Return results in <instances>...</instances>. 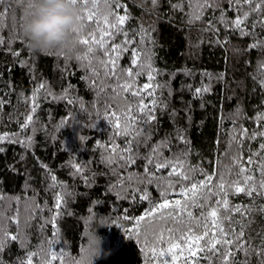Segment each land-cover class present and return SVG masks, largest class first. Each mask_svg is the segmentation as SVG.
<instances>
[{"label": "trees", "instance_id": "1", "mask_svg": "<svg viewBox=\"0 0 264 264\" xmlns=\"http://www.w3.org/2000/svg\"><path fill=\"white\" fill-rule=\"evenodd\" d=\"M180 2L172 0V4ZM24 3L26 0H6V4H0V11L11 6L0 16V38L3 39L0 98L5 101L0 108V134L7 133L25 142L30 137L32 141L30 146L7 139L0 142L3 149L0 151V245H3L0 264H22L29 252L37 253L41 247L59 251L63 245L66 255L52 264H76L83 247L81 233L87 218L93 220V227L101 219L109 225V228L99 229L103 251L95 264H157L153 247L167 245L158 243L156 237L162 228L172 227L173 222L160 221L157 216L151 221L145 219L139 226L134 223L133 218L148 211L150 201L159 196L156 183L145 186L141 182L145 179L143 157L153 146L166 141V146L160 149L163 156L180 155L182 160L186 159L184 170L187 171L188 166L196 168L192 175L197 179L201 178V169L209 173L223 171L225 179L234 178L236 169L233 168L229 176L226 167L237 151L233 135L239 139L241 128L247 129L249 135L264 129V120H257V116L264 113V67H259L264 62V51L249 50L254 37L241 35L231 26L220 23L219 9H207L202 20L190 24L187 13L195 9L189 8V0H183V11L173 8L168 0H160L156 7L151 0H120L125 7L116 11L123 15L126 9L130 14L122 27L136 43L121 56L119 67L130 66L131 49L141 39L134 31L143 25L151 35L150 40L145 38L143 47L154 53L152 63L158 73L153 83L161 85L156 90L155 120L146 126L138 121L137 127L143 133L138 137L121 136L105 117L116 111L123 120V112L134 98L119 89L120 95L114 101L109 98L114 95L111 85L116 83L115 79L106 78L95 59L91 67L98 71L99 78L90 74L86 61L76 59L77 55L84 56L87 52L85 45L80 44L75 56L29 52L21 36ZM107 3L111 0H97V7L92 11L98 18L108 13ZM192 3L195 5L196 0ZM112 6L115 8L114 4ZM222 6L229 19L238 14L227 3ZM252 19L255 14L246 23L250 25ZM114 20L115 17H109L110 23ZM209 24L215 25V29ZM83 25L82 37L93 31L95 21H86ZM249 31L253 29L249 27ZM254 31L264 39V31L259 27ZM123 39L121 33L112 42ZM14 52H19V56H14ZM88 55L101 57L102 52L97 50ZM145 59L142 53L141 60ZM131 66L136 68V65ZM145 82L146 75L137 78V84ZM40 84H44V88L37 93L38 107L33 122L22 129L24 118L31 114L30 98ZM102 84L101 92L98 89ZM205 87L207 91H203ZM196 89L201 91L197 93ZM150 99L147 97L145 103ZM132 111L134 115H142L136 113L135 107ZM13 134L16 135L13 137ZM125 141H131L138 157L134 164L126 165L120 159ZM261 142L264 137L245 138V158L249 150L256 151ZM114 146L115 153L112 152ZM124 154L126 156L127 152ZM261 156L264 151L254 159L259 160ZM109 158L112 163L108 162ZM72 165L82 171L77 172ZM251 167L255 172V166ZM167 171L161 169L157 175L165 176ZM256 177L258 180V172ZM145 191L149 199L140 200ZM57 195L63 197L59 208L55 207ZM228 200L230 206L250 207L252 211L243 216L232 213L231 221H225V228L231 223L239 232L243 226V239L247 241L244 247L260 245L264 236V212L260 210L264 197L230 192ZM192 211L195 215L199 210ZM176 226L184 227L183 224ZM13 235L16 240L11 239ZM203 255L200 253L192 259L198 264H219V258L212 253H207L209 260L202 259ZM233 257L237 261L245 259L243 253L237 251L233 252ZM256 259L253 254L252 264H256ZM32 264H41L40 257L34 255ZM179 264H184V260ZM228 264H232V258Z\"/></svg>", "mask_w": 264, "mask_h": 264}, {"label": "snow or ice", "instance_id": "2", "mask_svg": "<svg viewBox=\"0 0 264 264\" xmlns=\"http://www.w3.org/2000/svg\"><path fill=\"white\" fill-rule=\"evenodd\" d=\"M74 2L79 3L81 7L83 23L86 21H95L93 31L88 36H83L79 40L80 44L87 46V52L84 56L77 55L76 59L78 61H86L90 74L99 78L98 71L91 67L93 59H95L96 63L103 68L105 77L115 79L116 83L111 85L114 95L110 96V99L114 101L116 96L120 95L118 89L124 93H130L131 97L134 98L128 102L127 109L123 112V120L121 119V115L116 111H112L111 116H106L105 118L117 129L118 135L138 137L143 134L142 129L137 127L138 121L146 126L156 118L154 115L158 107L156 90L161 87L158 82L153 83L155 76L158 74L152 63L154 53L151 52V49H145L143 47L145 38L151 39L150 32L143 25L134 31V35L141 37L140 43L131 49L130 66L121 68L119 67L118 61L124 53L129 52L130 46L136 43L134 39L129 37L128 30L122 27L129 19L130 14L126 9L123 15L118 14L116 11V9L125 6L120 3V0H111V3L106 4L109 10L108 13L100 19L98 18V14L92 11V9L97 7V0H91V4L90 0H74ZM151 2L153 7H156L160 0H151ZM168 3L173 8H179L183 11V0L177 4H172V0H168ZM223 3H227L230 9L238 13L234 19L227 17L226 10L222 6ZM0 4H6V0H0ZM113 4L115 8H113ZM10 7V5H7L3 11H0V16L8 12ZM262 7H264V0H196L195 5H193L192 0H189V8H194L195 10L187 13L189 16L188 23L191 24L202 20L205 11L209 8L213 10L219 9L220 16L218 20L220 23H223L225 27L231 26L233 31H239L241 35L254 37L253 42L248 46L249 50L258 48L264 51V39L259 38L254 31L257 27L264 31V12H262ZM253 14H255V19H252L249 25L246 22ZM110 16L115 17L113 23L109 22ZM209 27L215 29V25L209 24ZM249 27L253 31H249ZM97 33H99L98 36ZM121 33L124 39L118 43L112 42ZM0 44H3L2 38H0ZM97 50L102 52L101 57H89V53ZM142 53L146 57L143 61L141 60ZM19 54V52L13 53L14 56H19ZM131 65H136V68L134 69ZM259 67H264V62ZM142 75L147 76V82L137 84V78ZM122 76L125 79L121 80ZM42 88H44V84H40L30 98L32 101L31 114L24 118L21 124L22 129H27L33 122V115L38 107L36 103L37 93ZM98 90L103 91V84ZM207 90V87L203 89V91ZM200 91L201 89H196L197 93ZM147 97H151V99L145 103ZM4 104L5 101L0 98V108ZM133 107H135L137 114L142 115H134L132 111ZM257 120H264V113L259 114ZM15 135L13 134V137ZM257 136L264 137V129L258 132L253 131L249 135L247 129L241 128L239 139H237L235 134L233 135L232 142L235 143L237 151L231 157L232 163L226 166L229 176L232 175L233 168L236 169L234 178L231 179H225L223 171L217 172L213 170L209 173L202 169L199 170L201 178L197 179L195 175H192V173L197 171L196 168L188 166L187 171L184 170L187 164L186 159L182 160L180 155L172 157L163 156L160 149L166 146V141H162L159 145L153 146L149 153L143 157L146 161L145 165H143V176L145 179L141 182L145 186L156 183L159 196L150 201L148 211L139 218H133L134 223L139 226L145 219L151 221L157 218V216L160 221L171 220L173 222L172 227L162 228L156 237L158 243L167 245L161 248L153 247V258L157 261V264H179L181 259L184 260V264H198V261L192 258L197 257L200 253L205 254L202 257L204 260H209L210 257L207 253H212L213 256L219 258V264H228L230 258H232V264H252L251 257L255 254L257 258L256 264H264V236L261 237L260 245L253 248L249 244L245 248L244 245L247 241L243 239V226H241L239 232H236L231 227V223L227 229L225 228V221H231L232 213L238 212L243 216L247 212L252 211L250 207L242 208L239 205L230 206L228 200L230 192L232 194L244 193L247 197H253L255 193L258 197H264V156H261L259 160L254 159V157L260 156L261 151H264V142L259 144L256 151L249 150V155L246 158L243 155L244 139L255 140ZM6 139L13 143L19 142L22 146L26 143L30 146L32 143L30 137L25 142L24 140H15L9 137L7 133L0 134V142ZM80 139L84 138L80 137ZM138 147L139 145H137V150ZM229 148H231V144ZM0 151H3V149L0 148ZM125 151L127 152L126 156L124 154ZM112 152H116L115 146L112 148ZM156 157L160 158L157 159ZM137 158L133 152L131 141H125V148L121 150L120 159L124 160L125 164L128 165L134 164ZM108 162L112 163L113 161L109 158ZM251 166H255V172ZM72 167L77 172L82 171L77 165H72ZM161 169H167V175H157ZM256 172L259 173L258 180ZM172 177H177L178 179L174 180ZM55 179V176H53L52 180L55 181ZM129 179H131V176H129ZM214 180L215 183H213ZM139 199L148 200V193L145 191ZM62 200V196H56V208L60 207ZM192 209H198L199 211L194 215ZM260 210L264 212V206H261ZM125 218L127 219V217ZM236 223H239V221H236ZM180 224H183L184 227L180 228L176 226ZM197 228L200 229L199 232L195 230ZM165 232L168 233L167 236H165ZM11 239L16 240V236H11ZM218 245L220 247H217ZM2 248L3 245H0V249ZM56 249H51L48 264H52V261H55L58 257L63 260L66 255L64 245L59 251ZM234 251L243 253L245 259L241 261L235 260L233 257ZM34 255H36L35 252H29L27 254V260L22 261V264H32V257Z\"/></svg>", "mask_w": 264, "mask_h": 264}, {"label": "clouds", "instance_id": "3", "mask_svg": "<svg viewBox=\"0 0 264 264\" xmlns=\"http://www.w3.org/2000/svg\"><path fill=\"white\" fill-rule=\"evenodd\" d=\"M21 2V0H18ZM81 7L74 0H26L24 3L21 36L33 55L75 56L83 34ZM86 219L81 233L83 247L76 264H95L102 255L103 237L99 229L109 225L103 220ZM41 264H48L50 247H41L37 253Z\"/></svg>", "mask_w": 264, "mask_h": 264}]
</instances>
